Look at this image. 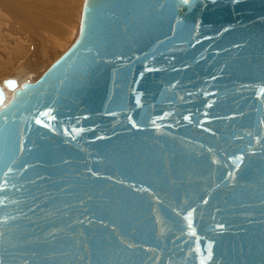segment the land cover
Here are the masks:
<instances>
[{
    "label": "water",
    "instance_id": "1",
    "mask_svg": "<svg viewBox=\"0 0 264 264\" xmlns=\"http://www.w3.org/2000/svg\"><path fill=\"white\" fill-rule=\"evenodd\" d=\"M0 264H264V0H85L4 79Z\"/></svg>",
    "mask_w": 264,
    "mask_h": 264
},
{
    "label": "bare ground",
    "instance_id": "2",
    "mask_svg": "<svg viewBox=\"0 0 264 264\" xmlns=\"http://www.w3.org/2000/svg\"><path fill=\"white\" fill-rule=\"evenodd\" d=\"M74 2L76 0H70L68 7L71 8ZM58 3L59 0H0V78L6 76L0 79V84L3 85L4 79L10 77L16 78L20 84L28 79L30 81L37 80L41 76V72L34 73V71L41 64L38 63L40 59L47 58L51 53L57 51L60 41L66 42V34L69 33L70 36L71 33L64 29L66 28L65 25L64 27L60 26L61 32L48 30L57 22L53 17L46 19L44 16L50 13V10H55L54 8L59 6ZM2 15L8 17V22H2ZM17 26H23L28 29V32L18 29ZM5 28H14L15 30V36L11 42L7 38L5 39ZM76 31L79 32V30ZM70 41L72 42V39ZM10 73L13 75L7 76ZM5 90L9 93L6 88Z\"/></svg>",
    "mask_w": 264,
    "mask_h": 264
},
{
    "label": "rangeland",
    "instance_id": "3",
    "mask_svg": "<svg viewBox=\"0 0 264 264\" xmlns=\"http://www.w3.org/2000/svg\"><path fill=\"white\" fill-rule=\"evenodd\" d=\"M69 1L70 0H59V3L57 4L59 6L54 8L55 10H52V11L50 10V13L44 15L46 19L53 17L55 19V21L57 22L56 24H53L52 27L49 28L48 30H58V31L61 32V30L59 29L60 26L64 27V25H65L66 28H64V29H66L67 32L71 33L70 36H69V33L66 34V32H65V34H66V36H65L66 40L65 41L67 43L64 42V40L60 41V44L61 43L63 45L65 44V46H63V45L61 46L59 44V46L57 47L58 53H57V51H55V52L51 53L47 58H43V59L41 58L40 61L38 62V63H41V64L37 67V69L35 70L36 72L34 71V73H37V71H38V72H41L40 75H42L43 72L55 61V59L60 57L68 49L67 47H69L70 44H72L74 42V40L76 39V36L78 34V31H76V30H79L78 27L80 26L79 24H80V20H81V17H80L81 14L80 13L82 12L81 10H82V7H83L82 4H83L84 0H80V1L76 0V2L73 3L71 8L68 7ZM42 8H44V7H42ZM2 14H4V13L2 12ZM2 18H3L2 22H8L7 21L8 17L6 15H2ZM79 18H80V20H79ZM68 24H69V27L67 28ZM17 27L20 30L21 29L24 30V32H28V29L24 28L23 26L22 27L17 26ZM68 29H70V30H68ZM4 33H5V39L7 38L8 41L11 42L12 38L15 36L14 28H5V32ZM74 33H76V34H74ZM70 38L72 39V42L71 41L69 42V40H71ZM60 50H61V52H60ZM9 67H11V65H9ZM12 75L13 74L10 73V75H7V76L10 77ZM5 77L6 76H3L0 79L5 78Z\"/></svg>",
    "mask_w": 264,
    "mask_h": 264
},
{
    "label": "snow or ice",
    "instance_id": "4",
    "mask_svg": "<svg viewBox=\"0 0 264 264\" xmlns=\"http://www.w3.org/2000/svg\"><path fill=\"white\" fill-rule=\"evenodd\" d=\"M184 2H187V0H184Z\"/></svg>",
    "mask_w": 264,
    "mask_h": 264
}]
</instances>
